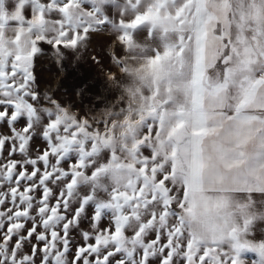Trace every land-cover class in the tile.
Returning a JSON list of instances; mask_svg holds the SVG:
<instances>
[{
	"label": "snow or ice",
	"instance_id": "6c2138e0",
	"mask_svg": "<svg viewBox=\"0 0 264 264\" xmlns=\"http://www.w3.org/2000/svg\"><path fill=\"white\" fill-rule=\"evenodd\" d=\"M101 28L128 102L102 123L42 100L33 72ZM252 193L264 0H0V264H264Z\"/></svg>",
	"mask_w": 264,
	"mask_h": 264
},
{
	"label": "rangeland",
	"instance_id": "374dc122",
	"mask_svg": "<svg viewBox=\"0 0 264 264\" xmlns=\"http://www.w3.org/2000/svg\"><path fill=\"white\" fill-rule=\"evenodd\" d=\"M5 6L6 10L11 12L14 10L15 0H5ZM85 7H90V5L85 4ZM101 10L110 19L115 20L119 16V10L114 6L102 5ZM31 12V5L26 6L25 15L30 16ZM145 32L146 29L141 28L135 35L143 39ZM111 42V34L101 28L100 33L92 38L90 48L83 54V58H74L71 52L64 54L63 72L58 70L60 63L56 59V53L44 45L42 53L36 57L33 69L35 88L40 93L41 99L44 101L48 98L60 99L72 111L95 122L102 123L119 114L121 109L127 107L128 102L124 93L125 78L121 77L115 82L107 79L109 70L116 71L110 65L109 45ZM117 53L123 54V49L118 48ZM92 56L100 60V64H94ZM93 93H98V95L93 97ZM250 195L255 206L262 209L253 221V238L264 240V223H257L259 220H264V194L252 193ZM250 255L255 258V254Z\"/></svg>",
	"mask_w": 264,
	"mask_h": 264
}]
</instances>
